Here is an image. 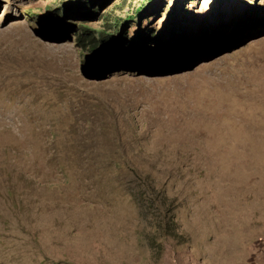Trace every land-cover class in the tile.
<instances>
[{
  "label": "rangeland",
  "instance_id": "1",
  "mask_svg": "<svg viewBox=\"0 0 264 264\" xmlns=\"http://www.w3.org/2000/svg\"><path fill=\"white\" fill-rule=\"evenodd\" d=\"M0 264H264V0H0Z\"/></svg>",
  "mask_w": 264,
  "mask_h": 264
}]
</instances>
